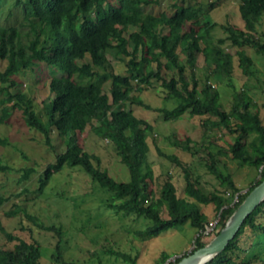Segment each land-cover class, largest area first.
<instances>
[{"label":"trees","instance_id":"obj_1","mask_svg":"<svg viewBox=\"0 0 264 264\" xmlns=\"http://www.w3.org/2000/svg\"><path fill=\"white\" fill-rule=\"evenodd\" d=\"M4 1L0 0V10ZM168 1L171 16L153 12V6L161 4L160 0H14L6 17L0 12V94H6L1 100L6 105L1 123L11 115L7 104L15 102L14 108L23 112L30 128L42 134L46 145L57 153L55 162L41 175L37 193L42 194L53 176L65 167L79 168L111 195L108 208L135 214L152 223L136 233L142 239L159 237L186 224L199 233L210 223L204 212L210 205L215 207L216 217L221 216L217 235L247 196L264 181V121L258 111L252 110L255 107L252 98L234 85L237 68L248 79L256 73L253 59L242 48L252 45L264 56V43L256 39L264 18V0H240L244 27L238 28L229 22L223 26L228 38L217 43L212 31L218 24L209 19V13L203 14L202 5L198 7L185 0ZM132 27L138 31L129 33ZM226 42L236 51H226ZM111 50H115L119 62L126 63L125 75L114 72L108 59ZM200 54L214 65L207 67L210 78L218 83L227 81L234 88L232 112L225 110L216 88L207 83L200 89L196 79ZM88 55L90 61L85 63ZM40 65L54 71L50 82L54 98L37 113L38 107L29 94L18 89L14 95L10 90L17 88V76ZM188 70L192 82L187 76ZM156 83L160 88L155 89ZM150 89L161 92L164 100H177L173 110H156L166 121L180 120L189 114L191 118L202 119L205 127L209 124L212 128L225 127L237 135L230 147L234 160L241 167H254L261 173L246 194H241L226 166L224 170L219 168L209 146H204L210 160L207 168L220 182L223 193L207 190L189 166L183 167L176 156L159 150L161 156L183 168L185 197H178L171 175H167L158 196L152 194L151 182H155V177L147 165L148 139L155 129L149 121L127 110L131 104L153 111V106L134 95L136 90ZM234 116L238 119L233 120L235 123ZM209 117L218 120L211 122ZM88 128L108 142L127 168L129 181L113 178L103 168L99 156L85 151L82 142ZM55 140L60 142L63 151H57ZM168 140L174 147L192 152L189 137L181 139L174 135ZM9 171L11 168L0 158V173ZM35 171V168L25 169L22 181L28 180ZM3 201L0 199V203ZM19 211L39 229L54 232L62 240L61 229L45 226L26 210L18 208L8 213V217L16 216ZM21 231L28 232L29 239L2 228L8 244L0 246V264H41L42 246L33 230L22 228ZM206 244L197 238V248L184 257ZM261 247H264V203L246 220L226 250L208 264H264V257L257 254ZM253 248L257 249L255 253L251 251ZM58 251L61 253L60 245ZM108 253L137 264L122 253L113 250ZM171 257L165 254L161 264Z\"/></svg>","mask_w":264,"mask_h":264},{"label":"rangeland","instance_id":"obj_2","mask_svg":"<svg viewBox=\"0 0 264 264\" xmlns=\"http://www.w3.org/2000/svg\"><path fill=\"white\" fill-rule=\"evenodd\" d=\"M160 1L161 4L153 6V12L158 15L171 16L169 1ZM13 2L14 0L4 1L2 11L0 10L3 17H6L5 15L14 5ZM185 2L198 7L202 5L203 14L209 13V19L218 24L212 31L214 43L228 38V33L223 29L224 25L232 23L238 28L244 27L239 12L240 0H224L220 3H217V0H185ZM215 3L218 6L214 9L212 5ZM16 14L19 16L18 11ZM258 28L260 33L256 39L263 44L264 18ZM137 31V28L132 27L129 33ZM224 46L226 51H236L230 46V42H226ZM241 50L253 59L256 73L254 77L248 79L237 68L234 85L237 90H244L252 98L255 104L252 110L258 111L264 121V56L252 45ZM108 59L116 74L125 75L127 73L126 63H121L115 58V50L109 52ZM88 61H90L89 55L85 63ZM210 66L214 67L212 62L206 61L200 54L196 70L199 87L203 89L208 83L216 88L221 94L225 110L232 112L235 90L227 81L218 83L214 78H210V71L207 69ZM53 75L52 69L40 65L34 71L17 76V88H11L10 92L15 95L19 89L29 94L36 108L38 107L37 113H39L40 109L54 98V93L50 88ZM187 76L192 82L190 70L187 71ZM133 86L137 88V83L134 82ZM158 88L160 86L156 83L155 89ZM1 89L2 84H0ZM134 95L140 96L147 104L154 107V110L150 111L128 104L127 110L149 121L155 129L148 139L150 152L147 163L155 177V182H151V191L155 197L158 196L167 175L173 178L178 197H185L186 187L183 168L161 156L159 150L166 155L176 156L182 162L183 167L189 166L195 177H199L201 184L212 192L223 193L224 189L207 168L210 160L204 146H209L215 153L219 168L224 170L226 166L227 171L233 175L236 185L242 191L241 194H246L260 179L261 173L258 169L248 166L241 167L234 160L230 147L236 142L237 135L230 133L225 127L212 128L210 124L205 127L202 125V119L191 118L189 114L180 120L166 121L164 115L156 110H173L178 105L177 100H164L161 92L158 93L152 89L144 92L136 90ZM5 97L6 94H0V158L11 168V171L0 173V199L4 200L0 203V246L8 244L2 228L21 238L29 239L30 234L21 231L24 228L32 229L34 236L42 246L41 264L71 262L76 264H133L132 261H126L123 257L109 254L111 250L131 257L136 260L137 264H161L165 254L172 257L178 255L184 257L194 250L198 231L190 224L169 230L153 239L138 237L136 233L145 230L152 223L135 214L127 215L108 208L107 204L112 200L111 195L79 168L65 167L53 176L42 194L37 193L39 179L47 167L55 162L57 153L46 145L42 134L30 128L23 112L14 108L15 102L7 104L11 115L4 123H1L3 110L6 107L1 100ZM209 118L211 122L218 120L215 117ZM233 120L236 122L238 119L234 116ZM174 135L181 139L189 137L193 143L191 144L192 152H185L174 147L168 140ZM83 137H85L82 142L85 151L99 156L102 159L103 168L113 178L119 181H129L127 168L119 161L107 141L98 138L89 128ZM55 145L58 152L63 151L59 141L55 140ZM27 168H35L36 171L28 180L22 181L24 170ZM114 204L118 202L115 201ZM18 208L26 210L47 227L54 226L61 229L62 240L54 232L39 229L32 221L25 218L24 212L19 211L16 216L8 217V213ZM204 212L211 221L216 219L213 205L205 207ZM164 218H168L166 213ZM215 236L205 240L206 243ZM59 245L61 253L58 251ZM251 251L255 253L257 249L253 248ZM257 254L264 257V247L258 249Z\"/></svg>","mask_w":264,"mask_h":264},{"label":"water","instance_id":"obj_3","mask_svg":"<svg viewBox=\"0 0 264 264\" xmlns=\"http://www.w3.org/2000/svg\"><path fill=\"white\" fill-rule=\"evenodd\" d=\"M264 203V181L247 196L223 229L203 248L183 257L177 264H208L221 255L240 232L246 220Z\"/></svg>","mask_w":264,"mask_h":264},{"label":"built area","instance_id":"obj_4","mask_svg":"<svg viewBox=\"0 0 264 264\" xmlns=\"http://www.w3.org/2000/svg\"><path fill=\"white\" fill-rule=\"evenodd\" d=\"M221 221V216L216 217L213 221H210V223L205 227L204 230L200 231L197 234V238H201L203 242H206L205 240L211 238L212 236L216 235L219 229ZM197 248L196 240L194 242V249ZM192 252V251H191ZM185 256V255H184ZM182 255L171 257L167 260L166 264H176L179 259H182Z\"/></svg>","mask_w":264,"mask_h":264},{"label":"crops","instance_id":"obj_5","mask_svg":"<svg viewBox=\"0 0 264 264\" xmlns=\"http://www.w3.org/2000/svg\"><path fill=\"white\" fill-rule=\"evenodd\" d=\"M210 221H211V219H210Z\"/></svg>","mask_w":264,"mask_h":264}]
</instances>
